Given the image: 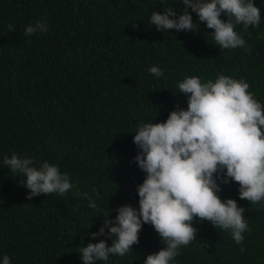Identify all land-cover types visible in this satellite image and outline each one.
<instances>
[{"label": "trees", "instance_id": "1", "mask_svg": "<svg viewBox=\"0 0 264 264\" xmlns=\"http://www.w3.org/2000/svg\"><path fill=\"white\" fill-rule=\"evenodd\" d=\"M255 3L260 25L236 27L247 50H226L194 12L196 31L149 25L152 12L165 7L179 15L181 0H0V254L11 264H83L78 246L100 239L110 245L108 229L95 240L88 233L99 231L110 212L115 222L119 206L139 207L137 186L146 174L134 160L132 131L187 108L177 87L185 76L245 79L264 103V0ZM37 21L47 22V32L26 36L25 27ZM152 65L164 76L150 74ZM14 152L58 164L75 189L29 199L26 177L3 166V156ZM93 189L100 194L96 209L76 194L95 196ZM238 189V182L221 184L219 195L245 208L251 230L243 244L194 218L196 240L175 264H264V207L240 199ZM164 246L145 223L133 250L108 264H143Z\"/></svg>", "mask_w": 264, "mask_h": 264}, {"label": "clouds", "instance_id": "2", "mask_svg": "<svg viewBox=\"0 0 264 264\" xmlns=\"http://www.w3.org/2000/svg\"><path fill=\"white\" fill-rule=\"evenodd\" d=\"M167 4V0H161ZM184 9L178 15L173 7L152 12L149 25L168 32L196 31L192 13L205 22L212 39L220 49H245L247 43L236 27H258L261 9L255 0H181ZM191 9V11H189ZM222 16H226L227 20ZM11 27V26H10ZM46 21L25 27L24 34L47 32ZM147 71L157 79L164 76L158 65ZM179 93L187 96V108H176L160 122L142 121L136 125L133 142L138 148L134 160L146 174L137 186L139 207L123 204L105 215L97 236L114 237L81 244L83 264H108L111 256H126L139 243L145 223L154 227L164 243L159 251L148 254L143 264H175L182 248L196 240L194 218L208 220L218 229L227 231L236 244L242 245L244 234L251 229L245 208L234 198L222 199L221 184L238 182L240 199L264 207V103L259 101L245 79L223 73L213 79L196 75L178 81ZM11 173L23 174L22 181L29 199L38 194L66 195L75 189L67 172L56 163H39L27 155L12 153L2 158ZM77 192L86 198L91 209L98 207L99 192ZM112 211V209H111ZM241 251H244L243 247ZM0 264H11L7 254H0Z\"/></svg>", "mask_w": 264, "mask_h": 264}]
</instances>
